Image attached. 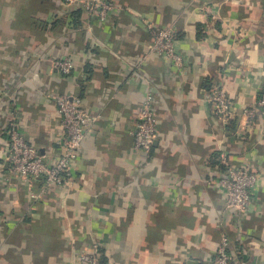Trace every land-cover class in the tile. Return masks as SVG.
I'll use <instances>...</instances> for the list:
<instances>
[{"label": "crops", "instance_id": "0c3cea01", "mask_svg": "<svg viewBox=\"0 0 264 264\" xmlns=\"http://www.w3.org/2000/svg\"><path fill=\"white\" fill-rule=\"evenodd\" d=\"M114 25L63 0H0V264H80L92 243L100 264H212L226 237L235 264H264V119L243 111L264 95V0H124ZM176 30L184 69L150 52L142 20ZM71 56L65 76L47 58ZM144 61V63H142ZM222 85L234 105L206 99ZM154 94L153 163L132 131ZM81 97L97 116L71 185L46 189L9 174L4 125L20 117L27 141L54 161L63 136L52 96ZM224 153L259 174L253 201L229 209L217 184Z\"/></svg>", "mask_w": 264, "mask_h": 264}, {"label": "built area", "instance_id": "2783aa9c", "mask_svg": "<svg viewBox=\"0 0 264 264\" xmlns=\"http://www.w3.org/2000/svg\"><path fill=\"white\" fill-rule=\"evenodd\" d=\"M63 4L71 8H80L86 14L95 13L103 25L116 24L121 20V15L128 11L124 0H63ZM142 22L151 38L150 52L164 58L173 69H184L182 52L176 47L175 28L163 27L145 19ZM46 60L65 76L73 72L74 63L69 55ZM52 98L57 105L63 129V136L59 142L60 154L54 161L46 160L27 141L17 112L10 113L3 128L7 145L5 159L9 174L32 185L42 182L46 189L71 185L73 170L87 129L97 119V116L83 107L81 97L77 95L58 94ZM206 99L221 116L223 123L233 116L234 105L221 84L212 87ZM243 115L248 126L259 115L264 119V95L255 104L246 108ZM132 135L134 153L138 154L145 166L149 167L153 163V148L158 136V113L151 90L138 106ZM217 161L224 166V171L217 173L216 184L225 193L227 208L242 211L250 207L253 193L259 183V174L250 166H233L224 153L220 154ZM228 248V239L222 237L219 247L213 253L212 264H235L228 253ZM101 249L100 243H92L83 249L79 254L80 264H100Z\"/></svg>", "mask_w": 264, "mask_h": 264}, {"label": "water", "instance_id": "95a60500", "mask_svg": "<svg viewBox=\"0 0 264 264\" xmlns=\"http://www.w3.org/2000/svg\"><path fill=\"white\" fill-rule=\"evenodd\" d=\"M188 264H200V263L197 262V261H192V260H191V261L188 262Z\"/></svg>", "mask_w": 264, "mask_h": 264}]
</instances>
